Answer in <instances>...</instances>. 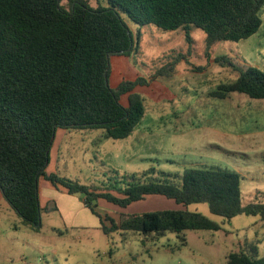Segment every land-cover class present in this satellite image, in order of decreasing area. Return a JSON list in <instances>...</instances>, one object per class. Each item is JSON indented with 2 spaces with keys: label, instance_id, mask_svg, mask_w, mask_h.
I'll list each match as a JSON object with an SVG mask.
<instances>
[{
  "label": "trees",
  "instance_id": "trees-1",
  "mask_svg": "<svg viewBox=\"0 0 264 264\" xmlns=\"http://www.w3.org/2000/svg\"><path fill=\"white\" fill-rule=\"evenodd\" d=\"M63 1L0 0V188L22 224L36 232L42 228V176L71 194L85 195V205L101 217L107 234L119 229L148 239L168 232L220 231L218 222L188 210L199 203L225 220L244 214L264 221V203L243 204L242 178L231 170L186 169L182 177L163 174L144 180L134 175L125 187L116 188H92L46 173L58 129H100L106 139L124 140L141 123L146 104L135 89L149 86L147 78L109 83L110 58L134 50L126 17L140 27L184 28L187 33L193 25L207 34L211 46L255 35L264 23V0H105L97 6L68 0V8ZM234 68L239 77L215 96L236 92L264 100V72L255 66ZM154 195L181 208L133 214L120 223L106 216L107 227L94 203L106 200L125 209ZM227 264H264V256L248 242L228 254Z\"/></svg>",
  "mask_w": 264,
  "mask_h": 264
},
{
  "label": "rangeland",
  "instance_id": "rangeland-1",
  "mask_svg": "<svg viewBox=\"0 0 264 264\" xmlns=\"http://www.w3.org/2000/svg\"><path fill=\"white\" fill-rule=\"evenodd\" d=\"M88 1L105 5V0ZM62 4L68 8V0ZM260 14L264 22V6ZM125 21L133 32L134 50L130 56L110 58L109 83L147 78L149 86L135 89L145 99V115L124 140L106 139L100 129H58L64 133L62 138L56 135L50 152L51 173L92 188H116L125 187L134 175L144 180L163 174L182 177L186 169L231 170L242 178V203H264V100L236 92L215 96L239 77L234 67L255 66L264 72V23L248 39L208 46L207 34L193 25L187 33L184 28L140 27L128 17ZM223 57L226 63L217 62ZM77 196L84 202L85 195ZM94 203L107 227L106 216L120 223L133 214L181 208L162 195L125 209L106 200ZM88 210L94 215L91 223L66 228L53 204L46 205L41 230L26 226L17 234L11 264H227L228 254L248 242L258 245L264 256V221L254 215L225 220L213 215L207 203L192 204L189 211L208 216L221 230L145 239L119 229L105 233L101 217Z\"/></svg>",
  "mask_w": 264,
  "mask_h": 264
},
{
  "label": "crops",
  "instance_id": "crops-1",
  "mask_svg": "<svg viewBox=\"0 0 264 264\" xmlns=\"http://www.w3.org/2000/svg\"><path fill=\"white\" fill-rule=\"evenodd\" d=\"M58 131L56 135L62 138L64 132ZM103 137H105L104 132ZM55 145L54 143L52 150L55 149ZM51 165L52 160L47 167V174L52 172L50 170ZM39 185L41 207L44 209L46 205L53 204V213L56 212L60 215V220L66 228H76V226L81 227L82 225V227H86L85 222L91 223L93 221L94 215L76 194L69 193L63 186L53 185L44 177L40 178ZM2 193L0 188V264H11L15 260L17 234L26 229L23 228L26 226L22 224L19 215L8 204ZM7 219L10 220V224H7Z\"/></svg>",
  "mask_w": 264,
  "mask_h": 264
}]
</instances>
